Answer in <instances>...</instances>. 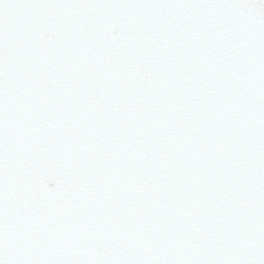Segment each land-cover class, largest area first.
I'll return each instance as SVG.
<instances>
[{
    "label": "snow or ice",
    "instance_id": "obj_1",
    "mask_svg": "<svg viewBox=\"0 0 264 264\" xmlns=\"http://www.w3.org/2000/svg\"><path fill=\"white\" fill-rule=\"evenodd\" d=\"M0 264H264V0H0Z\"/></svg>",
    "mask_w": 264,
    "mask_h": 264
}]
</instances>
